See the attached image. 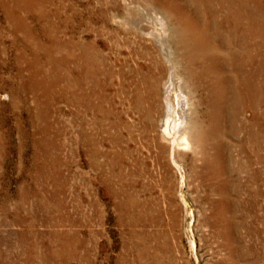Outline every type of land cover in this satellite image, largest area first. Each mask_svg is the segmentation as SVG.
<instances>
[{
    "label": "rangeland",
    "instance_id": "obj_1",
    "mask_svg": "<svg viewBox=\"0 0 264 264\" xmlns=\"http://www.w3.org/2000/svg\"><path fill=\"white\" fill-rule=\"evenodd\" d=\"M208 3L0 0V264H264V198L251 209L248 194L225 203L218 190L251 188L264 170V144L254 151L249 135L264 107L232 93L240 29L249 35L256 7L263 21L264 0ZM240 11L232 33L225 19ZM259 27L247 40L258 60ZM172 70L191 141L174 154L159 131ZM217 75L229 121L212 133L206 85Z\"/></svg>",
    "mask_w": 264,
    "mask_h": 264
},
{
    "label": "bare ground",
    "instance_id": "obj_2",
    "mask_svg": "<svg viewBox=\"0 0 264 264\" xmlns=\"http://www.w3.org/2000/svg\"><path fill=\"white\" fill-rule=\"evenodd\" d=\"M6 1V0H5ZM47 1V0H46ZM156 3L160 2H166L169 0H153ZM207 3L208 2H212L213 0H206ZM246 1V0H245ZM260 1V0H258ZM24 2V1H23ZM244 2V1H243ZM41 3V2H40ZM39 3V4H40ZM199 3V2H198ZM229 3V2H228ZM245 3V2H244ZM2 4V3H1ZM209 4V3H208ZM243 4V3H242ZM249 4V3H248ZM27 5V4H26ZM226 5V4H225ZM244 5V4H243ZM20 6V5H19ZM11 7V6H10ZM91 8V7H90ZM252 8V7H251ZM255 8V7H254ZM15 10V9H14ZM254 13H250L248 14L249 16L247 17V23L248 26V33L249 35H247L242 29L241 32L238 31L239 27H237L236 25L239 24L243 19V15L240 12H237V14L235 15L234 19H231L230 16H227L225 19L227 24H231L233 25L232 27H230V30L232 31V33H238L239 32V37L237 38V42L240 45L241 48V65L239 66L240 69V78L239 80H237V82H235V86L232 90V93L235 95V100L239 103V102H243L246 101L247 99L250 100V102L256 103L257 106H263L264 107V101H261V99L259 98L262 95V91L260 90L262 84H264V75L258 74V66L262 64H260V62H264V59H260L258 60L257 57L255 56L256 52L258 51V47L259 45L255 44H251L249 41L250 39H253L252 36L256 33H260V31L262 30V28L259 27L260 24H264V18L263 21L262 19L260 21H258L257 19H254L256 16V13L258 12V7H256ZM234 11V10H233ZM252 11V10H251ZM10 12V11H9ZM12 12V11H11ZM15 14V13H14ZM4 15V14H3ZM227 15V14H226ZM263 15V14H262ZM42 16V15H41ZM13 17V16H12ZM19 17V16H18ZM20 18V17H19ZM6 19L9 21L11 18L10 16L7 14L6 15ZM12 20V19H11ZM20 20V19H19ZM24 20V19H22ZM153 20V25H155L158 28H161L163 31L165 30V23L164 21L158 17V16H154L152 18ZM18 21V20H17ZM179 22H187L184 21L181 18H178ZM253 21V22H251ZM16 22V21H15ZM39 22V21H38ZM261 22V23H260ZM210 23V22H209ZM20 24V23H19ZM214 24V23H213ZM17 26V25H16ZM22 26V25H21ZM40 26V25H39ZM28 29V28H27ZM40 29V28H39ZM157 29V28H156ZM13 30V29H12ZM22 30V29H21ZM36 31V30H34ZM247 31V30H246ZM14 32V31H13ZM19 32V31H17ZM193 32V31H192ZM263 32V31H262ZM28 33V32H27ZM32 33V32H31ZM162 33V32H161ZM165 33V32H164ZM163 33V34H164ZM184 33V34H183ZM190 33V32H189ZM46 34V33H45ZM50 34V33H49ZM30 35V34H29ZM33 35V34H32ZM191 35V34H190ZM195 35V34H194ZM264 35V32L261 34ZM55 36V35H54ZM166 36V35H165ZM179 47L182 51V53H186V49H188L191 45H189L190 42L186 41V39H184L185 36V31H181L179 33ZM245 36H248L245 37ZM250 37V38H249ZM55 38V37H54ZM191 38V37H190ZM30 39V38H29ZM39 39V38H38ZM27 40V39H26ZM25 40V41H26ZM33 40V39H32ZM55 40V39H54ZM29 41V40H28ZM39 41V40H38ZM23 42V41H22ZM54 42V41H52ZM164 42V41H163ZM194 42V41H192ZM199 42V41H198ZM204 43L203 37H201V42L200 43ZM44 43V42H43ZM31 44V43H30ZM47 44V43H46ZM49 44V43H48ZM199 45V44H198ZM206 45V44H205ZM211 45V44H210ZM49 47V46H48ZM39 49V48H38ZM37 49V50H38ZM51 49V48H50ZM54 49V48H53ZM56 49V48H55ZM192 49V48H191ZM208 49V48H207ZM49 50V49H48ZM23 51V50H22ZM52 51V50H51ZM45 53V52H44ZM199 53V52H198ZM23 54V53H22ZM201 54V53H200ZM53 55V54H52ZM188 55V54H187ZM191 55V54H190ZM207 55V54H206ZM259 55V54H258ZM263 55V54H262ZM39 56V55H38ZM198 57V56H197ZM190 59V58H189ZM207 60V58H206ZM36 61V60H35ZM62 61V60H61ZM72 61V60H71ZM199 61V60H198ZM233 61V59H232ZM63 62V61H62ZM66 62V60L64 61ZM194 63V62H193ZM203 63V62H202ZM231 63V62H230ZM36 64V63H35ZM68 64V63H67ZM188 64V63H187ZM186 64V65H187ZM190 64V63H189ZM200 64V63H199ZM216 64V63H215ZM227 64V63H226ZM225 64V65H226ZM235 64V63H234ZM239 64V63H238ZM31 65V64H30ZM38 65V64H36ZM213 65V64H212ZM211 65V67H212ZM251 65V66H250ZM180 66V65H179ZM214 66V65H213ZM220 66V65H219ZM254 67L255 66V70L253 71H245L244 68L245 67ZM54 67V66H53ZM202 67V66H201ZM230 67V66H229ZM233 67V66H232ZM187 68V67H186ZM190 68V67H188ZM187 68V69H188ZM192 68V67H191ZM203 68V69H202ZM200 68L201 71L206 72L207 74L210 75V67L209 64L206 62L205 63V67ZM215 68V67H214ZM173 69V68H172ZM193 69V68H192ZM191 69V70H192ZM24 70V69H23ZM56 70V69H55ZM186 70V69H185ZM214 69H212L213 71ZM261 70V69H260ZM195 71V70H194ZM216 71V69H215ZM221 71V70H220ZM69 72V71H68ZM174 71L172 70V73L170 74V78L167 82V86L166 90H167V98H166V110H164V114L163 117L161 119V123H160V127H159V131H160V136L161 139L168 144V146L171 149V153L174 154V152L176 150H190L191 149V141H190V137H188V122H187V118H188V97L185 94V92L183 91V88L181 86H178L177 83H174L173 81V76H174ZM191 72V71H190ZM189 72V73H190ZM238 72V71H237ZM65 73V72H64ZM199 73V72H198ZM191 74V73H190ZM236 74V73H235ZM69 75V74H68ZM186 75V74H185ZM225 75V74H224ZM194 76V74H193ZM51 77V76H50ZM191 77V76H190ZM206 77V76H205ZM262 77V84H261V80L260 82L257 81L258 78ZM82 78V77H81ZM188 78V77H187ZM202 78V76H201ZM210 78V82L208 85H206V89L208 92V114L209 117L211 119L212 122V133L214 131H217V129L219 128V126L224 125L225 123H228L229 119L227 118V113L225 112L226 105L223 101H225L224 99V94L221 91V87L223 86V84L221 83L222 80H224V78L219 77V75H217L215 78H212L211 76ZM56 79V78H55ZM70 79V78H69ZM49 80V79H48ZM67 80V79H66ZM203 80V79H202ZM206 80V79H205ZM51 81V80H50ZM64 82V81H63ZM44 83V82H43ZM48 83V81H47ZM69 83V82H68ZM195 83V82H194ZM198 83V82H197ZM46 84V83H45ZM70 84V83H69ZM183 84V83H182ZM195 85V84H194ZM200 85V84H199ZM229 85V84H228ZM69 86V85H68ZM67 86V87H68ZM186 86V85H185ZM70 87V86H69ZM33 89V88H32ZM44 91V90H43ZM67 93V92H66ZM165 93V92H164ZM39 94V93H38ZM170 95H174L175 96V102L170 101L169 96ZM62 96V95H61ZM86 96V95H85ZM48 97V96H47ZM68 97V96H67ZM74 97V96H73ZM73 97L68 98V101L71 103L73 101ZM264 97V96H263ZM191 98V97H190ZM224 99V100H223ZM52 101V100H51ZM228 101V100H227ZM25 102V101H24ZM34 102V101H33ZM249 102V103H250ZM230 103V102H229ZM14 104V103H13ZM228 104V103H227ZM16 105V104H15ZM24 106V105H23ZM244 106V105H243ZM250 107V106H249ZM256 107V106H255ZM238 108V107H237ZM36 109V108H35ZM251 109V108H250ZM42 111V110H41ZM232 111V110H231ZM258 111V110H257ZM264 111V110H263ZM239 112V111H238ZM230 113V112H229ZM230 115V114H229ZM36 116V115H35ZM260 118V117H259ZM40 119V117H39ZM262 122H264L262 120ZM258 122L255 121V123L252 125L253 128L250 130L249 135L252 136V140H251V144H253L255 146L254 151H257V147L259 146L258 144H264V134L262 136V140L259 141L258 137L260 136V134L264 133V126H262L261 124H257ZM236 124V122H235ZM263 124V123H262ZM226 125V124H225ZM239 127V126H238ZM229 129V128H228ZM231 132V131H230ZM233 133V132H232ZM217 134V133H216ZM220 134V133H219ZM43 135V134H42ZM213 135V134H212ZM219 138V137H218ZM213 139V138H212ZM251 139V138H250ZM2 140V139H1ZM9 140V139H7ZM247 140V139H246ZM254 140V142L252 143V141ZM215 141V140H214ZM1 142V141H0ZM9 142V141H7ZM45 143V142H44ZM23 144V143H22ZM46 144V143H45ZM250 146V145H249ZM20 147V146H19ZM22 147V145H21ZM5 148V147H4ZM260 148V147H259ZM47 149V148H46ZM48 150V149H47ZM241 150V149H240ZM259 151V150H258ZM45 152V151H44ZM42 154V153H41ZM227 154V153H226ZM225 154V156H226ZM258 154V153H257ZM258 156V155H257ZM250 157V156H249ZM251 162V158H249ZM254 160V159H253ZM262 160L264 161V158H262ZM254 161H252L253 163ZM261 163V162H260ZM263 167V166H262ZM251 170V169H250ZM249 178H250V184L252 185L251 188L245 187L242 188V186L240 185L239 187H235L232 188V185L229 184L228 180H226L225 182H223L219 187L218 190L221 193V197L222 200H224L225 203H229L232 202L230 201V195L234 194V195H238L241 197V194L244 195V193L248 194V199L245 200L244 203L242 204H247L251 209H258V200L259 198H264V170L260 171V170H255L252 171L249 174ZM263 179V183H262V189H260L259 187H257V185L259 186V181ZM28 193V192H27ZM32 196V195H31ZM233 197V196H232ZM262 198V199H263ZM39 201V199H38ZM35 204V203H34ZM241 204V205H242ZM228 205V204H227ZM230 205V204H229ZM235 206V204H234ZM49 207V206H48ZM236 207V206H235ZM61 208V207H60ZM227 208V207H226ZM16 209V208H15ZM223 211L225 209V207L222 208ZM26 210V209H25ZM262 210L264 211V206L262 207ZM222 211V212H223ZM226 211V210H225ZM52 213V212H51ZM255 214V213H254ZM18 218V217H17ZM129 224V223H128ZM54 226V225H53ZM226 235V233H225ZM62 236V235H61ZM38 251V250H37ZM37 253V252H36Z\"/></svg>",
    "mask_w": 264,
    "mask_h": 264
}]
</instances>
